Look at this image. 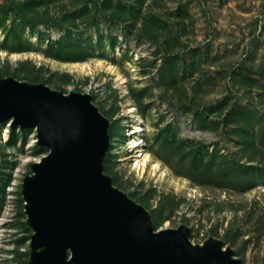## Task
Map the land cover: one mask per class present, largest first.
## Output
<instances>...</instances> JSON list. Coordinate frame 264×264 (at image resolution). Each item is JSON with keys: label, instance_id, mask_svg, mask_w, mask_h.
Instances as JSON below:
<instances>
[{"label": "rangeland", "instance_id": "rangeland-1", "mask_svg": "<svg viewBox=\"0 0 264 264\" xmlns=\"http://www.w3.org/2000/svg\"><path fill=\"white\" fill-rule=\"evenodd\" d=\"M263 10L264 0H0V81L90 95L110 123L103 174L155 231L185 228L194 246L217 241L240 264H264ZM69 39L83 61L48 54ZM135 122L143 174L128 159ZM27 130L0 124V264L40 252L23 192L48 150Z\"/></svg>", "mask_w": 264, "mask_h": 264}, {"label": "water", "instance_id": "water-1", "mask_svg": "<svg viewBox=\"0 0 264 264\" xmlns=\"http://www.w3.org/2000/svg\"><path fill=\"white\" fill-rule=\"evenodd\" d=\"M33 129L48 154L23 196L31 264H240L219 242L194 246L188 230L155 231L146 211L103 174L109 121L88 94L0 81V124Z\"/></svg>", "mask_w": 264, "mask_h": 264}, {"label": "trees", "instance_id": "trees-1", "mask_svg": "<svg viewBox=\"0 0 264 264\" xmlns=\"http://www.w3.org/2000/svg\"><path fill=\"white\" fill-rule=\"evenodd\" d=\"M8 32L9 35H11L13 39L17 40L18 43L20 44L18 46V51L19 52L27 51L25 47L21 46L20 35L18 34V31L16 30L15 26L9 29ZM83 52H84V48H82V46H79L75 40L69 39L68 41H61L56 44L51 43L49 46L48 54L54 59L61 62H78L84 60L82 56ZM26 131L28 130L27 129L22 130V132H26ZM42 149L48 150L45 147H43ZM191 167H194L196 171L202 173H207L208 171L207 165L203 163L201 158L193 157V159L191 160Z\"/></svg>", "mask_w": 264, "mask_h": 264}, {"label": "bare ground", "instance_id": "bare-ground-1", "mask_svg": "<svg viewBox=\"0 0 264 264\" xmlns=\"http://www.w3.org/2000/svg\"><path fill=\"white\" fill-rule=\"evenodd\" d=\"M99 65V64H98ZM76 66V65H75ZM86 66V65H85ZM83 67L81 66V69ZM113 68V67H112ZM89 70V69H88ZM90 71V70H89ZM81 72V71H80ZM111 72V71H110ZM120 78V77H119ZM121 79V78H120ZM118 80V79H117ZM134 124V123H133ZM128 138H130L129 140V148H130V155L128 156V159H133L132 160V168L140 173V174H143L145 172V169L147 167V164H149L150 162V157L148 154H140L139 151V146H138V143H137V140H136V137H138L139 135V129L137 127V123L135 122V126L132 127V129H130L128 131ZM7 131H5V137H7ZM157 169L156 165H153L152 166V170H155Z\"/></svg>", "mask_w": 264, "mask_h": 264}, {"label": "built area", "instance_id": "built-area-1", "mask_svg": "<svg viewBox=\"0 0 264 264\" xmlns=\"http://www.w3.org/2000/svg\"><path fill=\"white\" fill-rule=\"evenodd\" d=\"M263 15H264V10L262 11V14L260 15L259 17V23H260V28H261V25H262V19H263Z\"/></svg>", "mask_w": 264, "mask_h": 264}]
</instances>
